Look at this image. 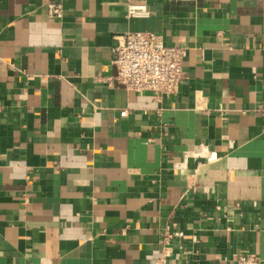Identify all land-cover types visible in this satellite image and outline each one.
I'll return each instance as SVG.
<instances>
[{
    "label": "crops",
    "instance_id": "obj_1",
    "mask_svg": "<svg viewBox=\"0 0 264 264\" xmlns=\"http://www.w3.org/2000/svg\"><path fill=\"white\" fill-rule=\"evenodd\" d=\"M129 32L185 50L177 93L114 81ZM248 254L264 264V0H0V264Z\"/></svg>",
    "mask_w": 264,
    "mask_h": 264
},
{
    "label": "built area",
    "instance_id": "obj_2",
    "mask_svg": "<svg viewBox=\"0 0 264 264\" xmlns=\"http://www.w3.org/2000/svg\"><path fill=\"white\" fill-rule=\"evenodd\" d=\"M63 11L60 2L48 4V12L54 17H62ZM128 13L133 17L145 15L146 9L131 5ZM184 58L183 48L165 45L160 35L147 32L119 35L113 47V63L117 67L114 81L128 91L152 92L157 98L175 94L185 78ZM126 115V110L121 112V116ZM171 238L166 236V240ZM170 255L165 254L163 258ZM237 264H261V259L255 254L240 255Z\"/></svg>",
    "mask_w": 264,
    "mask_h": 264
}]
</instances>
